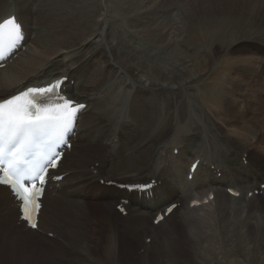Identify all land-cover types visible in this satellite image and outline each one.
Returning a JSON list of instances; mask_svg holds the SVG:
<instances>
[{
	"label": "bare ground",
	"instance_id": "6f19581e",
	"mask_svg": "<svg viewBox=\"0 0 264 264\" xmlns=\"http://www.w3.org/2000/svg\"><path fill=\"white\" fill-rule=\"evenodd\" d=\"M176 1L0 0V23L15 15L26 37L17 56L0 69V102L49 86L59 80L53 70L65 65L68 78L62 77L67 78L62 91L87 105L72 150L51 173L42 200L37 232L63 226L56 230L63 239L53 243L58 250L51 253V264H101L100 259L113 264L116 256L124 261L120 264H237L226 260L222 229L243 227L247 216L256 223L245 232L251 262L264 264V99L260 107L240 99L223 118L210 105L197 103L203 69L193 44H198L197 19L222 13L264 20V0H185L181 6ZM87 3L96 7L92 21L84 33L74 35L69 18ZM165 10L174 11L167 24L161 21ZM122 19L132 31L128 36ZM242 22L248 25L245 32L236 26ZM204 26L214 42L226 34L222 55L240 54L238 71L244 81L256 70L253 57H245L241 48L247 44L264 94V29L256 33L246 18L212 17ZM201 49L208 62V52ZM59 176L60 182L55 180ZM100 180L107 193L118 194L100 197L95 185ZM152 182L151 190L140 191ZM173 205L172 214L157 224L158 215ZM201 208L209 212L202 223ZM14 222L18 231L36 238L20 221V204L10 189L0 186V224L12 233ZM86 230L88 236L80 237ZM97 243L98 256L93 252ZM81 254L83 262H74Z\"/></svg>",
	"mask_w": 264,
	"mask_h": 264
},
{
	"label": "rangeland",
	"instance_id": "374dc122",
	"mask_svg": "<svg viewBox=\"0 0 264 264\" xmlns=\"http://www.w3.org/2000/svg\"><path fill=\"white\" fill-rule=\"evenodd\" d=\"M184 1L185 0L176 1V4L177 5L180 4L179 6H181ZM187 1L189 2L190 0H186V2ZM162 8H167V7H162ZM95 10L96 7L93 4L87 3L82 5L73 15H71L69 19L73 28L72 32L74 35H79L86 31V29L89 27L92 21ZM164 12L165 15L162 14L161 21L165 20V23L167 24L168 21H171V17H172L171 15L173 14L174 11L171 12V14L168 13L167 10H165ZM219 14L217 13V15L215 16L214 15L207 16L204 19H197V22L195 24V31H196L195 42H198V44L197 43H193V44L195 45V48L197 50L198 61L200 63L201 68L203 69V83L200 86L199 89L200 95L196 98V101L199 104L210 105L214 109V111L218 114V116L223 118L229 112L232 111L234 104L238 102L240 99L243 100L244 98H247L248 99L247 103L253 107L262 106L261 100L264 99L263 88L261 87L262 77L258 71L259 69L258 63L256 62L257 60L253 56L252 50L249 47H247V44H241V48L243 49V52L246 53V55L244 56L246 57L247 55H250L253 57L255 63V69H256L254 73L247 74V77H249L250 75L247 81L242 80L240 73L238 71V63H239L238 56L240 54L238 52L237 53L229 52L227 57L229 56L230 57L225 58L224 57L225 54L224 55L222 54L227 52L226 51L227 44L225 43V39H222V37L225 38L226 34L224 32L220 33L221 36L217 35L219 36L218 41L214 42V40L211 38L212 31L208 30L204 26V22H207L212 17L221 19L223 21L228 20L230 18H246L254 23L256 28V33H258L264 29V22H263L264 20L259 18H250L248 15L242 16L240 14H230V15L229 14L219 15ZM114 21L115 20H113L112 23ZM119 21H121L119 23L125 21V23L123 22L121 25L123 27L125 25L124 27L125 32L126 35L128 36L132 32L128 28V22H126L128 20L122 19ZM259 21H261V23H259ZM117 23L118 21H115V23L113 24H117ZM155 24L158 25L159 31L162 32L161 26L158 23ZM236 26H240L242 28V31L244 32L248 28L246 22H242L240 25H236ZM163 33H166V31L163 30ZM201 34L203 36L202 42L199 41V36ZM108 42L109 43L111 42L110 38L108 39ZM202 46H203V50L205 49L210 56L208 62L202 60V57L204 58V51H202L201 49ZM33 47L34 44L31 46V48ZM188 49H189V45L187 46V50ZM255 52L258 53L257 50ZM53 71H54L55 79H60L62 77L68 78V71L65 65L58 66ZM252 100L254 102L253 104L251 103ZM258 115L259 114H256L255 112L252 114L254 118H258ZM263 124H264V118H263ZM263 124L261 126H263ZM260 130L261 132H264V126L261 127ZM175 155H178L177 150L175 152ZM91 164L93 165L95 164V166L97 167L99 163L92 162ZM93 165L91 167L94 168L95 166ZM104 182H105L104 180H100L96 182L97 184H95L98 186L97 190L101 194L100 197L118 194L117 192L113 193L112 191L111 193H107L106 188H102L104 187L103 185ZM258 194L259 192L256 193L257 196ZM178 200L179 199H174L173 201L177 202ZM113 210H116L115 206L113 207ZM198 210L200 212L199 213L200 223L205 222V219L209 215L208 209L201 208ZM248 220L249 219L247 216V219L245 220L244 222L245 224L243 227H239L237 225H230L222 229V233L225 234V239L224 242L222 243L223 244L222 250L224 252V255L228 258V259L226 258L227 261L230 259L236 261L237 264H252L251 262L252 250L248 248V241L245 239V232L249 229H253L256 223L255 221L248 222ZM218 224L219 225L222 224L221 220H218ZM246 224H247V229L244 231ZM206 226L208 232H211L212 228L207 224ZM62 228L63 226L62 224H60L54 229L51 228L50 230L51 233H42V231L39 233L35 231L33 234H35L36 238H34L32 234H29V232L25 231L24 226L23 229L25 232L22 231V228L21 230L18 231L16 229L15 222L13 223L12 226L13 232L8 233L10 232L8 231L6 233L5 227L1 223L0 224V264H51L52 263L51 253L53 252L55 255H57L55 252L58 250V246L54 245L53 243L54 242L60 243L63 239V236L59 234L56 230H61ZM26 232L28 234H26ZM79 234L80 237L85 238L86 236H88V231L86 230L85 233L80 231ZM235 237H240V239L235 240ZM98 238L99 236L96 238L97 242H98ZM147 242L150 243L151 239H148ZM213 245L217 246V242H215L214 240H213ZM43 248H46L45 249L46 252L45 251L42 252ZM93 252L96 256H98L99 254L98 243L94 247ZM147 254L151 259L158 260V258L154 256L151 253V251H149ZM96 258L97 257H95V259ZM84 259L85 257L81 254L78 259L74 258L73 261L76 262L77 260H80L81 262H83ZM121 262L124 261L117 256L113 260V264H120ZM100 263L106 264V262L103 259H100Z\"/></svg>",
	"mask_w": 264,
	"mask_h": 264
},
{
	"label": "snow or ice",
	"instance_id": "6c2138e0",
	"mask_svg": "<svg viewBox=\"0 0 264 264\" xmlns=\"http://www.w3.org/2000/svg\"><path fill=\"white\" fill-rule=\"evenodd\" d=\"M6 23L15 24V21H7ZM2 27V26H0ZM19 26L17 25V30ZM55 87L49 88L48 92H54ZM44 89H30L29 93H42ZM35 98V97H34ZM21 99L16 97L15 100ZM61 99H63L61 97ZM14 100L7 101L8 105L14 104ZM72 106L71 100H64L63 104L59 108H49V109H40L32 101H28L27 104L20 110V112H9L7 124L4 122L3 118V108L4 105H0V141L7 139L12 141L17 137L24 136L25 134H33L37 131H40L46 127L50 121L55 120L56 117L49 115L50 112L64 111L70 109ZM83 108V105L80 106ZM31 109H35V115L31 114ZM43 112L44 114H40ZM74 115L72 112H68V118L65 122V126L70 123L71 116ZM4 160L3 149L0 148V162ZM14 167V166H13ZM38 177H32L33 180ZM6 179V178H5ZM43 182V181H42ZM19 198L23 201L22 210L25 213L24 219L28 220L31 223V214L29 211V204H32L33 207L38 208L39 205L35 204L33 197L38 194L37 189L33 185L32 187H27L24 184H19V191L16 192ZM31 226L34 228L36 225L31 223Z\"/></svg>",
	"mask_w": 264,
	"mask_h": 264
}]
</instances>
